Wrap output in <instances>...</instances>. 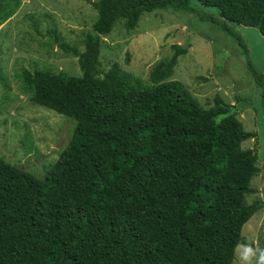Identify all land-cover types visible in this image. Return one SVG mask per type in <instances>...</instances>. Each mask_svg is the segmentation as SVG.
<instances>
[{
  "label": "trees",
  "instance_id": "1",
  "mask_svg": "<svg viewBox=\"0 0 264 264\" xmlns=\"http://www.w3.org/2000/svg\"><path fill=\"white\" fill-rule=\"evenodd\" d=\"M196 1L218 11L200 16L235 39L264 96V74L232 25L264 36V0ZM17 4L0 0V25ZM93 5L84 49L59 43L77 57L80 76L20 70L29 99L75 127L40 177L0 157V264H232L236 242H248L244 224L264 207L245 202L259 169L256 152L242 147L254 133L236 117L237 105L215 96L204 108L172 79L188 43L172 44L148 83L118 62L99 68L101 38L119 19L130 30L146 12H196L191 0Z\"/></svg>",
  "mask_w": 264,
  "mask_h": 264
},
{
  "label": "rangeland",
  "instance_id": "2",
  "mask_svg": "<svg viewBox=\"0 0 264 264\" xmlns=\"http://www.w3.org/2000/svg\"><path fill=\"white\" fill-rule=\"evenodd\" d=\"M14 13L0 25V157L35 176L60 156L74 131L75 122L41 107L22 91L20 70L62 71L80 76L77 57L60 48L64 42L82 51L87 31L97 19V0H17ZM196 12L158 9L146 12L133 29L119 19L101 38L99 68L112 62L148 83L152 65L170 55L172 44H189L178 58L172 79L179 80L204 108L219 96L236 104V117L254 133L242 143L257 154L258 173L247 204L264 202V96L262 87L247 71L246 55L235 39L200 13L218 15L213 7L191 0ZM248 48V57L264 74V36L257 27L232 24ZM55 33L59 39L54 38ZM126 59L129 60L126 63ZM241 234L264 247V207L244 224Z\"/></svg>",
  "mask_w": 264,
  "mask_h": 264
},
{
  "label": "clouds",
  "instance_id": "3",
  "mask_svg": "<svg viewBox=\"0 0 264 264\" xmlns=\"http://www.w3.org/2000/svg\"><path fill=\"white\" fill-rule=\"evenodd\" d=\"M232 264H264V247L256 241L238 240L232 250Z\"/></svg>",
  "mask_w": 264,
  "mask_h": 264
}]
</instances>
